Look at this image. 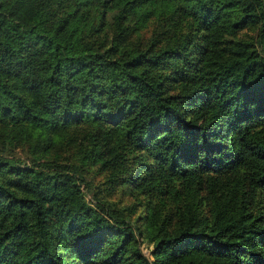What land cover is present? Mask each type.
Segmentation results:
<instances>
[{"label":"trees","instance_id":"16d2710c","mask_svg":"<svg viewBox=\"0 0 264 264\" xmlns=\"http://www.w3.org/2000/svg\"><path fill=\"white\" fill-rule=\"evenodd\" d=\"M0 264H264V0H0Z\"/></svg>","mask_w":264,"mask_h":264},{"label":"rangeland","instance_id":"374dc122","mask_svg":"<svg viewBox=\"0 0 264 264\" xmlns=\"http://www.w3.org/2000/svg\"><path fill=\"white\" fill-rule=\"evenodd\" d=\"M16 155L20 156V158L22 160H24V157L22 154L16 153ZM96 182V180H95ZM102 188V187H100ZM130 192L128 189L126 188H116L115 190H108L106 188L101 189V193L100 196L103 200H105L107 203L109 204H114L117 207H120L122 205H129L131 204L133 201L141 199V197L138 196H134V197H130ZM85 200L88 202V196L85 195ZM139 249L141 254L148 258L149 257V253H150V246L146 245L145 243H141L139 245Z\"/></svg>","mask_w":264,"mask_h":264}]
</instances>
